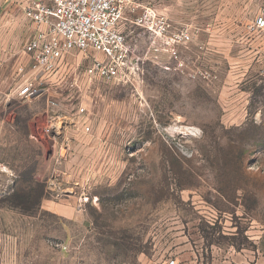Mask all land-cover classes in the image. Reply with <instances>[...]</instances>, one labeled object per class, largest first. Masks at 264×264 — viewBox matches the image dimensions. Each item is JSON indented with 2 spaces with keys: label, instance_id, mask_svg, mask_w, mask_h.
Instances as JSON below:
<instances>
[{
  "label": "rangeland",
  "instance_id": "374dc122",
  "mask_svg": "<svg viewBox=\"0 0 264 264\" xmlns=\"http://www.w3.org/2000/svg\"><path fill=\"white\" fill-rule=\"evenodd\" d=\"M141 3L187 29L175 57L127 21L129 81L75 52L1 102L0 264H264V0Z\"/></svg>",
  "mask_w": 264,
  "mask_h": 264
},
{
  "label": "built area",
  "instance_id": "2783aa9c",
  "mask_svg": "<svg viewBox=\"0 0 264 264\" xmlns=\"http://www.w3.org/2000/svg\"><path fill=\"white\" fill-rule=\"evenodd\" d=\"M140 2L28 0L24 16L36 26V31L23 46L28 63L16 67L18 81L8 97L32 100L43 95L47 92L44 88L46 80L52 77L58 81L64 69L71 66L69 58L75 52L89 61L81 72L87 84L97 80L118 84L129 81L136 61L131 57V47L121 29L126 14H131L132 25L142 28L149 35L153 54L165 53L175 57V47L190 40L187 29L174 30L166 18L153 13L135 15ZM54 104L50 102V107ZM83 113L84 108H80L78 114ZM65 125L50 116L43 136L56 142L62 136ZM82 132L89 134L90 127L84 125ZM58 179L59 175H52L54 184L57 185ZM54 184H49V191H54ZM70 191L66 188L60 190V194L68 195Z\"/></svg>",
  "mask_w": 264,
  "mask_h": 264
},
{
  "label": "crops",
  "instance_id": "0c3cea01",
  "mask_svg": "<svg viewBox=\"0 0 264 264\" xmlns=\"http://www.w3.org/2000/svg\"><path fill=\"white\" fill-rule=\"evenodd\" d=\"M27 1L0 0V104L6 103L11 89L6 93L7 90L11 84H16L18 81L16 67L21 64L19 62L22 61L25 65L28 63V59L25 61L23 46L34 35L36 26L28 22L24 16L23 11ZM141 2L135 15H140L141 12L153 13L143 7ZM131 19V14H126V21L121 25L122 31L124 24L127 21L131 22Z\"/></svg>",
  "mask_w": 264,
  "mask_h": 264
}]
</instances>
